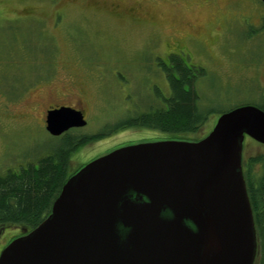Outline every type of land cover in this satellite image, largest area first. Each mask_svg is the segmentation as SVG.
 Instances as JSON below:
<instances>
[{
	"label": "water",
	"instance_id": "obj_1",
	"mask_svg": "<svg viewBox=\"0 0 264 264\" xmlns=\"http://www.w3.org/2000/svg\"><path fill=\"white\" fill-rule=\"evenodd\" d=\"M45 123L53 136L85 125L62 106ZM245 137L264 144V93L262 107L221 113L199 140L128 145L89 161L45 219L3 248L0 264H254Z\"/></svg>",
	"mask_w": 264,
	"mask_h": 264
},
{
	"label": "rangeland",
	"instance_id": "obj_2",
	"mask_svg": "<svg viewBox=\"0 0 264 264\" xmlns=\"http://www.w3.org/2000/svg\"><path fill=\"white\" fill-rule=\"evenodd\" d=\"M232 15H250L258 27L251 31L249 19L230 21ZM262 17L260 0H0V176L36 165L60 145V136L45 129L44 111L74 103V96L66 97L67 92H76L66 73L74 72L76 63L129 69V64L144 59L152 62L155 53L177 42L186 46L182 54L188 64L204 70L195 90L201 108L209 114L197 133L183 137L203 138L221 113L237 105L260 107L264 93ZM100 146L90 144L76 151L71 170L90 158L84 159L83 154ZM257 156L264 158V144L246 137L242 161ZM260 167H255L258 174ZM26 230L18 226L0 229V252Z\"/></svg>",
	"mask_w": 264,
	"mask_h": 264
},
{
	"label": "flooded vegetation",
	"instance_id": "obj_3",
	"mask_svg": "<svg viewBox=\"0 0 264 264\" xmlns=\"http://www.w3.org/2000/svg\"><path fill=\"white\" fill-rule=\"evenodd\" d=\"M250 17L232 15L229 20L249 19L250 30L253 31L258 25L254 26ZM259 24V28L264 30V17ZM167 48H173L175 52H167ZM167 48L155 53L152 62L144 59L143 62L129 64V69L105 63H76L74 72L68 70L66 73L76 88V92H67L66 97L74 96V103L49 106L44 111V121L49 110L61 106L81 112L85 125L71 127L59 136L69 135L83 142L78 149L80 151L90 144L101 145L94 152L82 155L84 159L90 157L86 163L123 146L178 140L176 133L163 131L152 118H157V114L170 107L169 101L173 98L170 78L179 79L173 58L180 60L192 77L195 66L188 64L187 58L183 57L182 50L187 47L180 42ZM91 123H95V127L90 128ZM119 137L123 138L117 141ZM113 138L116 141H112ZM245 140L246 137L243 144ZM101 150L105 152L98 154Z\"/></svg>",
	"mask_w": 264,
	"mask_h": 264
},
{
	"label": "trees",
	"instance_id": "obj_4",
	"mask_svg": "<svg viewBox=\"0 0 264 264\" xmlns=\"http://www.w3.org/2000/svg\"><path fill=\"white\" fill-rule=\"evenodd\" d=\"M173 60L177 63L179 79L170 78L173 94L170 107L152 119L163 131L179 135L176 139L196 141L199 138L183 137L182 134L197 133L208 118L209 111L201 108L195 90L196 79L204 70L194 67L192 77L180 60L175 57ZM60 138V145L39 158L36 165L8 170L0 176V229L10 226L35 228L50 213L66 180L81 167L71 170L70 162L83 142L69 135ZM258 164H261L259 174L255 168ZM242 170L256 232L254 264H264V158L250 157L242 163Z\"/></svg>",
	"mask_w": 264,
	"mask_h": 264
}]
</instances>
